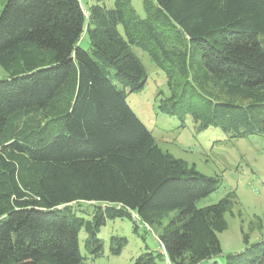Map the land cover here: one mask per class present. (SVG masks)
I'll return each instance as SVG.
<instances>
[{
	"label": "trees",
	"instance_id": "trees-1",
	"mask_svg": "<svg viewBox=\"0 0 264 264\" xmlns=\"http://www.w3.org/2000/svg\"><path fill=\"white\" fill-rule=\"evenodd\" d=\"M0 12V264H87L107 221L156 229L168 264L222 254L234 194L198 207L220 179L163 151L127 104L163 71L162 113L228 139L264 132V0H3ZM3 3V2H2ZM85 40L87 47L80 44ZM207 90L210 92L206 94ZM46 114L44 124L33 117ZM176 212L169 222H162ZM83 232V249L79 234ZM225 264H264V240ZM125 238H110L118 256ZM151 252L133 264H156Z\"/></svg>",
	"mask_w": 264,
	"mask_h": 264
},
{
	"label": "rangeland",
	"instance_id": "rangeland-1",
	"mask_svg": "<svg viewBox=\"0 0 264 264\" xmlns=\"http://www.w3.org/2000/svg\"><path fill=\"white\" fill-rule=\"evenodd\" d=\"M79 1L85 11L93 4L92 0ZM130 2L135 13L145 18L143 0ZM2 4L4 1L0 0V12ZM106 5L110 7L112 0ZM80 45L87 47L85 40ZM132 51L141 60L147 76L143 89L127 96L130 109L163 151L185 161L205 176L220 179L218 189L201 200L198 207L216 204L225 196L234 194L230 212L225 214L227 229L218 235L222 254L214 260L215 264H225L226 256L244 250L243 234L248 236L250 244L264 240V132L246 139H228L220 129L197 131L190 118L186 120V127L180 128L175 118L162 113L159 108L169 96L163 71L156 68L140 49L133 47ZM7 77L8 74L0 67V80ZM49 116L40 113L33 117V124H44ZM175 214L173 212L165 217L162 225L165 226ZM156 233V229L152 231L139 224L137 234L131 222L125 219L107 221L97 235L103 242V254L87 264H133L135 259L147 252L156 256V264H168L160 255L162 249L156 241ZM84 235L83 232L79 234L81 250ZM112 236L127 240V245L118 256L110 254ZM211 262L207 260L201 264Z\"/></svg>",
	"mask_w": 264,
	"mask_h": 264
}]
</instances>
